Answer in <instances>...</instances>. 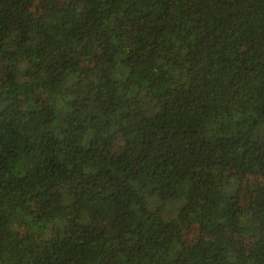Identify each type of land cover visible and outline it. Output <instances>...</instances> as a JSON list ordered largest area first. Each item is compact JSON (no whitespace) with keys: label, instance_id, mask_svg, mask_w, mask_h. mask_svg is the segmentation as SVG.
<instances>
[{"label":"trees","instance_id":"trees-1","mask_svg":"<svg viewBox=\"0 0 264 264\" xmlns=\"http://www.w3.org/2000/svg\"><path fill=\"white\" fill-rule=\"evenodd\" d=\"M0 264H264V0H0Z\"/></svg>","mask_w":264,"mask_h":264},{"label":"rangeland","instance_id":"rangeland-1","mask_svg":"<svg viewBox=\"0 0 264 264\" xmlns=\"http://www.w3.org/2000/svg\"><path fill=\"white\" fill-rule=\"evenodd\" d=\"M198 233L196 231V228L193 226H188L187 227V232H186V236L189 242H192L196 239Z\"/></svg>","mask_w":264,"mask_h":264}]
</instances>
